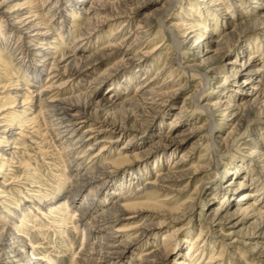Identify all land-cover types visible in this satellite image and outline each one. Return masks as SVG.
Listing matches in <instances>:
<instances>
[{"label":"bare ground","instance_id":"1","mask_svg":"<svg viewBox=\"0 0 264 264\" xmlns=\"http://www.w3.org/2000/svg\"><path fill=\"white\" fill-rule=\"evenodd\" d=\"M188 2L191 7H185L183 10L182 0H0V28H2L0 51L6 49L7 55H11V59L13 56L19 68L26 69L27 72L30 71L28 76L22 77L25 79L23 80L25 87H21L16 73L10 72L13 76L11 79L9 78L10 83L15 82L17 88L8 87L10 90L6 89V92L0 93V158L3 157L0 167V189L9 186L5 181L6 171L9 172L5 162L8 164L11 161L13 151L16 149L11 146L21 140H27L28 134L23 135V132H30L32 126L29 129L28 125L31 123L37 125L39 122L40 125L42 124L41 127L47 130L52 147H54L51 148L55 151L59 147L62 148L59 152L62 161L61 184L68 185L69 191L64 198L67 203H71L69 207H72L74 199L86 190H89L86 197L96 196V193H103L106 198L107 196L108 198L117 197L116 200L105 205L102 213L96 214L90 220H88L89 215L86 216L84 212V207L73 206L75 212L80 213L77 216L73 215L71 220L73 229L90 226L95 232L101 234L99 237L94 235V240L89 241L80 251L79 264H109L112 258L120 261L123 256H126L129 248L138 245L140 238L153 231L160 232L168 225V218L156 221L157 219L152 215L155 212L149 209L156 206H151V204L142 205L144 208H140V205V207L134 208L130 215H124L123 213L127 212L126 208H128L126 202L138 195L148 193V191L180 194L184 190L173 189L176 185L183 180H194L209 171V165H204L202 162L196 166L187 167V163L191 160L190 156L196 149L194 144L197 142L191 143V148L183 152L179 158H173L179 150L184 149L188 138L193 135V130H186L176 135L175 127H173L180 123L179 119L186 113L184 107L178 109L179 111L177 110L176 113V110L171 106L172 101L179 96L183 88H177L172 85L173 83H159V74L150 80L138 76V73L143 72V75L149 73V70L143 68L142 64L149 55L158 49L149 50V42H152L153 39H149L148 42L144 41L146 34H150L149 20L154 19L157 26L167 34L168 42L174 49L173 56L166 63L176 64L180 69L186 70L190 74L201 73V84L203 82L205 86L201 91L194 92L193 96L189 97V103L193 102L195 107L206 114L209 126V145L213 151L220 146L219 141L216 140L220 131L214 132V112L222 113L225 119L228 118L230 122L238 123V126L241 127L252 119L250 112H254L257 107L264 105V64H260L262 55L259 52L252 53L251 58L247 60L243 58L242 53L237 55L236 52L229 59V64L233 65L234 71L231 76L224 78L221 90L215 92L213 103L203 105L199 103L200 96L210 80L208 74L213 70L217 60L226 57L231 52L232 41L237 37L235 33L223 32L221 35L216 34L205 40L206 30H203V35L200 36L198 42L204 40L205 42L198 46L191 45L189 55L193 62H190L189 65H184L183 61L186 56L182 51L183 41L185 42L188 36L194 37L196 32L198 33L202 28L200 21L207 23L208 29L211 28L210 12H213L214 17H220L223 14L235 20L233 30L238 31V35L246 33L250 29L264 35V0H247L251 4L260 6L258 14L251 15L258 19L255 17L248 19V15L243 16L238 9V0H228V2L226 0L186 1V3ZM33 3L35 6H31ZM195 7H198L197 11L194 10ZM152 8L153 10H151ZM146 10L150 11L147 13L148 15L137 21L136 15L143 14ZM173 10L180 11V16L177 13L173 14ZM69 15H82L84 26L76 30L68 25L66 20ZM169 15L174 17L167 24L166 18ZM115 28L118 30L112 34ZM108 33L111 38L109 41H105ZM180 33L182 34L181 38ZM54 36H57L56 40L53 39ZM70 37L73 38V50L64 47ZM62 39L64 40L62 41ZM90 41L101 44L94 47L92 51L86 47ZM54 43H60L62 49L56 52L52 51V53L51 50H56ZM3 57L4 54L0 52V62ZM33 59L36 61L34 60L35 66L32 68L27 64H30ZM197 61L199 63H194ZM0 66L2 65L0 64ZM102 68H104L102 72L97 75L98 70ZM134 68L139 70L132 72ZM252 74L262 79L263 86L259 84L250 86L252 79L250 75ZM43 75L46 78L43 86L39 87ZM241 75H244L245 79L236 86L234 78ZM220 76L221 73L218 77ZM116 80L117 84L114 86H104V84ZM76 82L77 84L83 82L84 85L79 89L76 87V91L68 97H62V92L58 94L59 91H65L64 89H67L70 84ZM29 85L32 86L28 88ZM133 85L136 86L134 91H132ZM98 87L105 88V92L103 94L98 92ZM232 87L234 90L231 89ZM121 90L128 91V94L122 95ZM226 93H230L233 96L232 99L226 100L222 97ZM16 112H18L17 115L13 117L12 114L14 115ZM28 112H30L29 115ZM171 112L174 113V120L170 124L173 130L164 131L161 122L158 127L152 129V133L156 134L154 139H152L153 136H150L138 143L146 131L153 126L154 120L158 116H169ZM235 132L236 128H233L230 136ZM122 140L125 142L120 146V158L112 163L101 162V158L105 159V156L108 155V150L114 148ZM76 146L81 149L85 148L80 157L76 156ZM97 147H99L98 153L86 161L90 152ZM100 153L103 155H99ZM154 155L157 158H154ZM252 158L257 160L252 162ZM249 161L248 164L242 163L230 172H225L232 176L226 184L222 182L219 184L220 186L213 187V195L217 194L224 199L231 196L236 189H244L245 191L238 199L233 203L229 202L222 208L213 209L210 208V203L215 197L203 198L201 201L203 209L200 208L198 217L199 222L204 220V223L207 224V226L204 224L207 227H205L206 231L211 230L210 233L216 237L215 239H219L225 246L230 245L233 248V255L242 252L245 255L254 256L264 264V197H260L264 194V187H261L254 172L256 169L254 163L257 164L261 172H264V150L253 149L249 153ZM165 163L170 165L165 167ZM116 165L121 166L116 167ZM150 165H153L154 169L162 167L160 170L162 173L159 171L153 175L154 180L148 179L133 193L125 194L122 193L123 190L121 194L117 193L120 190L116 188L114 180L118 176L130 177L128 184L122 186V189H127L131 183L136 184L141 181L140 173L145 175ZM68 167H71L70 172ZM117 173L119 174L117 175ZM245 180L248 181L245 182ZM10 185L12 186L13 183ZM210 185L212 183L207 178H203L201 189H209ZM29 188L32 187L29 186ZM33 188L35 187L33 186ZM2 190L4 189H1L0 193H3ZM216 191L217 193H215ZM12 192L16 195L14 190ZM30 199L33 200L22 199L24 204L19 202L20 206L30 203L29 205L35 208V215H39L45 221L50 220V215L60 208L54 204V198L46 202L38 201L34 196H31ZM160 201H165V199ZM1 203L5 204L4 201ZM88 204L96 207V203H92V200H89ZM189 204L193 205V208L197 205L193 204L192 200ZM153 205H159V203ZM185 205V208L182 209L183 212L190 206ZM29 207L28 209L11 207L8 209L9 212L7 210L0 211V262L3 264H24L25 262L29 246L24 244L23 237L17 231L23 227L22 224L13 220L18 219L21 214L29 213L28 211L32 210ZM142 212L147 215L144 216L145 220L140 225L131 229H123L122 225L120 226L121 222L138 219ZM22 222L24 223V220ZM246 224H248V229L244 232L243 226ZM88 233L89 231L86 236ZM125 233H132V238L126 240ZM165 236L170 240V235L165 234ZM204 236L205 234L203 235L201 231L198 239L193 242L197 250L190 249L189 254H193L191 258L178 253L179 250H177L176 253L180 260L186 257L188 259V262L182 264H198V258L193 257L204 246L198 244L199 240L203 241L202 244L204 243ZM164 241L167 242V240ZM84 242H87L86 239ZM66 246L65 254H71L72 246L69 243ZM92 254L95 256L93 255V257ZM161 254L144 258H138L133 254L129 259V264H167V259ZM40 261L42 260L37 259L34 262L30 261L29 264H39ZM45 263L52 264L48 260Z\"/></svg>","mask_w":264,"mask_h":264},{"label":"rangeland","instance_id":"2","mask_svg":"<svg viewBox=\"0 0 264 264\" xmlns=\"http://www.w3.org/2000/svg\"><path fill=\"white\" fill-rule=\"evenodd\" d=\"M186 1L189 0H182L183 10L185 9V7H189V8L191 7L189 6V2L186 3ZM226 2H228V0H226ZM238 3H239L238 9L240 10L243 16L248 15V19H253L255 16H251V15L254 13L258 14L260 10L259 9L260 6L258 4H251L247 2V0H238ZM31 6H35L34 3ZM215 7L217 8L218 6ZM195 8L196 9L194 10L197 11L198 7ZM33 10H35V8H33ZM151 10H153V8ZM174 10H173V14L177 13L180 16V11L178 10L174 11ZM149 12H150L149 10H146L145 13L143 14L139 13L138 15H136V20L137 21L140 20L143 16L148 15L147 13ZM209 16L211 18L210 22H212L210 29L207 28V23L200 21L199 23L202 26L200 31H198V33L196 32V35L194 37L190 38L191 36H188L185 42L183 41L184 45L182 51L184 56H186L185 60L183 61V63H185L184 65H189L190 62H193L191 61L189 55L190 54L189 48L191 47V45L198 46L199 44L205 42L207 38L209 37L211 38L216 34L221 35L223 34V32H232V34L235 33L237 37L234 39V41H232L233 48L231 52L226 57L217 60L215 62L213 70L210 72V74H208V79L210 80H208V83L206 82L207 83L206 88H204L205 90L204 92H202V95L200 96L199 103L202 105L206 103L208 104L213 103L214 98L216 96L215 92L221 90V85L224 82V78L227 76H231V74L233 73L234 68L233 65L229 64L230 61L229 59H231L236 52L237 55H240L242 53L241 55L246 60L251 58L252 53L259 52V54L262 55L260 64H264L263 33L254 32L250 29V31H247L246 33L243 32L238 35V31L233 30V25L235 23V20H232L231 17L223 14L220 17H214L213 12H210ZM173 17H174L173 15H169L166 18V23L168 24L170 21H172ZM255 19H258V17H255ZM66 21L68 25L72 26L76 30L84 26V17L82 15L80 16L69 15ZM135 24L133 26L134 28H135ZM1 29L2 28H0V32ZM149 29H150V34L149 35L148 33L146 34L144 41L148 42L149 39H153L152 42H149V50H152L153 48H158V49L155 53L149 55L142 64L143 68H146L147 71L149 70L148 71L149 73L146 74L144 73V75L143 72L138 73V76L139 78L144 77L145 79L147 78L146 80H150L155 78V76L159 74L160 77L159 83L162 82H166L169 84L173 83L172 85H174L175 87L183 88V90L180 91L179 96L172 101L171 106H173L172 109L176 110V113L179 111L178 109L184 107V109H186V113L182 116L181 119H179L180 123L174 125L173 127H175L176 130L175 133H177L176 135L181 134L186 130H193L192 131L193 135L192 137L190 136L188 138L186 143L187 145L184 147V149L179 150L174 155L173 158L174 159H177V157L179 158L183 152L188 151L189 148H191V143L197 142L196 144H194V146H196V149L190 156L191 160H189V162L187 163V167L196 166L200 162H202V164L204 165L207 166L209 165V171L203 174L204 176L201 175L200 177L194 180H187V181L183 180L181 183L176 185L175 188L173 189L184 190L180 194L173 195L171 192L153 193V191L150 192L148 191V193L138 195L134 199L126 202L128 208H126L127 212L123 213L124 215H130L132 210H134V208L140 207V205H141L140 208H144L142 205L147 206L151 204V206H156L149 208L150 210L154 211L155 214H157V215H155L154 213L152 214L157 219L156 221H160L163 220L164 218H168L167 220L168 225L160 232L153 231L149 233L147 236L140 238V242L138 243V245L129 248L126 256H123L120 261L114 260V258H112L110 259L111 261H109V264H129L130 263L129 259L133 254L138 258L139 257L144 258L146 256H151L161 253H162L161 254L162 257L167 259V264H182L183 262H188L187 257L191 258V255H193V254H189L190 249L192 248L193 250L194 248V250H197V247L193 245V242L196 239H198L201 231L203 235L205 234V236L203 237L205 241L202 244L203 241L199 240L198 244L204 246L201 247L193 257V258L195 257L198 258V262H197L198 264H245V263L262 264L260 263L259 259H256L252 255L250 256L247 254L245 255L242 252H239L237 255H233L234 253L232 252L233 248H231L230 245L225 246L224 244L221 243V241H219V239H215L216 237H214L210 233L211 230L206 231L207 224L204 223V220H202L203 217H201L202 218L201 220L203 222H199L198 214L200 213L199 210L201 208V201L203 198L209 199L211 197H215L214 199L211 200L210 208L216 209V208H222L229 202L232 203L235 202L238 199V197L245 191L244 189L242 190L236 189L231 196L226 197L225 199L223 197L217 196V194L213 195V190H214L213 187L220 186L219 184H221L222 182H224L223 184H226L228 181L231 180L232 176L226 173L230 172L232 169L239 167L242 163L248 164L250 162L249 153L253 151V149L255 150L258 148L264 150V105H260L254 110V112H250L251 113L250 115H252L251 116L252 119L250 120V122L242 125L241 127L238 126V123L235 124V122H230L228 118L225 119L222 113L214 112V118H213L214 132L220 131L219 137L216 138V140L219 141L220 146L216 148L215 151H213L211 145H209V134H208L209 126L207 123L206 114L199 108L195 107L193 102L189 103V97L193 96L194 92H198L199 90L201 91V89H203V87L205 86L203 82L201 84V76H200L201 73L194 72L190 74L186 70L180 69L176 64H171V63L167 64L166 62L169 61V58L171 59V57L174 54V49L172 46H170L168 42L167 34L163 32L162 29H160V27L157 26L154 19L149 20ZM116 30H118V28H115L112 31V34L115 33ZM203 30H206L205 31L206 34L204 35L205 40L202 42H198L200 36L203 35ZM110 33L106 35L104 39L105 41L110 40L111 38ZM1 35L2 34H0V36ZM179 36L181 38L182 34L180 33ZM53 39L56 40L57 36H54ZM59 40L61 41L60 36H59ZM63 40L64 39H62V41ZM54 44L56 45V50H51V52L60 51L62 49L60 43L58 44L54 43ZM100 44H101L100 42L95 43L94 41H90L86 44V47L90 48L93 51L94 47ZM64 47H66L68 50H71L74 47L72 37H70V39L68 40V42L65 44ZM4 50L5 51H0L4 54V57L0 62V64L2 65L0 66V93L4 91L6 92V89L10 90L9 88L11 89L17 88L15 86L16 83L12 82L13 84H11L9 80V78L11 79L13 77L11 75L12 72L16 73V76L20 80L21 87H25L24 86L25 81H23L25 79H23L22 77L23 76L26 77L30 74V71L27 72L26 69L19 68V65H17V62L15 61L13 56L11 59L10 57L11 55H7L6 49ZM34 60L35 59H33V61H31L30 64L28 63L27 65L33 68L35 66V61H36ZM194 63H199V61ZM104 68L98 70L97 75L100 74ZM138 70H139L138 68H134L132 72H137ZM220 73L221 76L218 77ZM250 76H252V79L250 81V86L253 84L256 85L259 84L260 86L264 85V84L262 85L263 83L262 79H259V77H257L256 75L252 74ZM45 78L46 77L43 75L42 82L40 83L39 87L43 86ZM244 79H245L244 75L236 76L234 78L236 82V86H238ZM79 84H77V82L73 83L72 85L70 84L69 87H67V89H64L65 91H59L58 94L62 92V97L65 96L68 97L70 96L71 93L75 92L76 89L82 88V86L84 85L83 82H79ZM115 84H117V80L104 84V86L111 87V85L114 86ZM73 85L75 86L73 87ZM31 86L32 85H29L28 88ZM104 89L105 88L101 89L98 87L97 91L103 94L105 92ZM135 89L136 86L133 85L132 91H134ZM231 89L234 90V87H232ZM127 92L128 91L121 90V94L123 93L122 95L128 94ZM222 97H224L226 100L227 99L230 100L232 99L233 96L230 93H226L225 96ZM18 110L20 111V109H17V111ZM17 113L18 112H16V114L14 115L12 114V116L14 117L15 115H17ZM29 114L30 112H28V115ZM173 114L174 113L171 112L169 116L166 115L158 116L156 120H154L153 126L146 131L145 135L142 137V140L138 141V143L144 141L146 138L150 136H153L152 139H154L156 134L152 133V129L158 127V125L161 122H162L161 126L164 129V131L173 130V127L170 125L171 122L174 120ZM37 123H38L37 125L36 123L35 124L31 123V125H28L27 122L26 126L28 125L29 129L32 128L30 130V132L31 131L32 132L31 134H29L30 132L27 133V131L26 132L24 131L23 135L28 134L27 135L28 139L24 140L25 142L20 139L21 141L19 143H15V145L11 146V148L16 147V149L15 151H13V155L11 157L12 159L8 163L9 165L7 164V162H5V166H8V168L7 167L6 168L9 170V172L6 171L7 177L5 178L6 179L5 181H7L6 183L9 184V186L5 188H1L4 190H2L3 193H0V208H1L0 211L7 210V212H9L8 209L11 207H15L16 209L17 208L28 209V207L30 206L32 209L28 211L29 213H26L25 215L21 214L18 219L16 218L15 220H13L19 222V224H22L23 227L22 228L20 227V229H18L17 231L18 234L23 237L24 244L29 246L28 247L29 253L26 256V259L24 260L25 261L24 264H29L30 261L34 262L37 259L42 260L39 262V264H46L45 262L47 260L51 261L52 264H79L80 263L79 259L81 258L79 254L80 251L83 250L84 246L89 241L94 240L93 237L94 235L96 237H99L101 236V234L97 233V231L95 232L94 229H91L90 226L80 227L77 230H74L72 227L73 225H71V220L73 219V215L77 216L80 213L75 212L73 206L84 207L85 208L84 212L86 216L89 215L88 220H90L92 217L96 216V214L98 215L99 213H102L105 209V205L109 204L110 201L116 200L117 197L108 198L107 196L106 198V195L103 193H96V196L86 197V195L89 192V190H86L79 197L74 199V201L72 202V207H69L71 203L70 202L67 203L65 200L66 198H64L69 191V189L67 188L68 185L65 186L61 184L62 177L60 173V168L62 161L60 158L61 153L59 152H61L62 148L59 147L58 148L59 150L58 149H56V151L55 149L53 150L52 148L54 147H52L51 139L47 134V130L41 127L42 124L40 125L39 122ZM233 128L234 129L236 128V132L233 133L232 136H230V132L233 130ZM124 142L125 141L122 140L118 142L114 148L108 150V155L105 156V159L101 158V162L112 163L118 160V158H120L119 152H121L119 151L120 146ZM76 149H77L76 150L77 157L83 155L82 153L84 152L85 148L81 149L78 146H76ZM97 150H99V147L95 148L93 151L90 152V156L89 158L88 157L86 158V161L87 159L90 160V158H93L96 155V153H98ZM57 152L59 153V155H57L58 154ZM99 155L102 156L103 153H100ZM156 155H154V158L156 157ZM2 158L3 157L0 158V167L2 165ZM256 160L257 159L255 158L251 159L252 162ZM170 164L165 163V167H168V165ZM214 165H216V167H214ZM254 165L256 167L254 172L258 177V181L261 187H264V172H261L260 168L257 167V164L254 163ZM119 166L121 165H116V167ZM148 168L149 170L145 172V175L143 173H140L141 181H139L136 184L130 182L131 185L127 187V189H122V186L128 184L129 182L128 180L130 179V177H125V176L121 177V175L118 176L116 180H114V183H116L115 184L116 188L120 190L117 193L121 194L122 190H123L122 193L125 194H130L135 192V189H137L138 186L144 184L146 181H148V179L154 180L153 175L159 173V171L162 170V167L161 168L159 167L158 169H154L155 167L153 165L148 166ZM68 169H69L68 171L70 172L71 167H68ZM119 173H117V175ZM160 173L162 172L160 171ZM203 178H207V180L212 183V185H210L211 187L209 186L210 188L206 186L209 189L207 188L205 190L201 189V183L203 181ZM247 181L248 180H245V182ZM11 183H13L12 186L10 185ZM16 183L18 184L15 185ZM29 186L32 188H29ZM33 186L35 188H33ZM12 190L16 192V195L12 192ZM215 193H217V191ZM166 194H168L167 197L170 195L169 198L165 197ZM29 196L30 197L34 196L35 199L41 202H46L54 198V204L60 208H58V210H56L53 215H50L49 217L50 220L48 219L46 220L48 222L47 223L44 219L40 218L39 215H35V208L32 205H29L30 203L22 207L20 206L19 202L21 204L23 202L24 204V201L22 200L24 198L28 200H33L30 199ZM260 197H264V194L263 196L261 195ZM164 199L165 201H160ZM89 200H92V203L95 202L96 207L90 206L88 204ZM191 200L193 204H197L196 207L193 208V205L189 204ZM3 201L5 202L4 205L1 203ZM84 202L85 205L83 204ZM155 203H159V205H153ZM18 204L19 206H17ZM185 204H188L190 206H188L189 208L185 212H183L182 209L185 208L184 207L186 206ZM61 215L63 218L61 217ZM145 215L147 214L142 212L141 216L138 219L129 222H121L120 226L122 225L123 229H131L135 226H138L142 222H144ZM22 220H24V223L22 222ZM204 224H206V226H204ZM4 225H6V223ZM243 227H244L243 231L244 232L247 231L248 224L244 225ZM88 231H89L88 233L89 236L88 235L86 236V233ZM131 234L132 233H125L124 235V237H126L125 239L126 240L131 239L133 236ZM165 234L171 236L170 240L167 239L168 237H166ZM84 239H86L87 242H84ZM164 240H167V242H165ZM67 243H69L72 246L71 254H65ZM177 250H179L178 253H182V255H185L187 257L181 258L180 260L179 257L177 256L178 254L176 253ZM182 250H184V252H182ZM93 255L95 256V254H92V256ZM0 264H3V262H0ZM14 264H20V263H14Z\"/></svg>","mask_w":264,"mask_h":264}]
</instances>
